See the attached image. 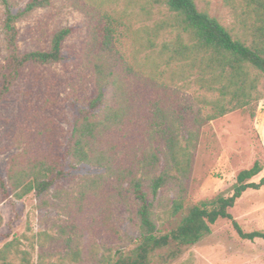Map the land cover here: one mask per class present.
I'll return each mask as SVG.
<instances>
[{
	"label": "trees",
	"instance_id": "trees-1",
	"mask_svg": "<svg viewBox=\"0 0 264 264\" xmlns=\"http://www.w3.org/2000/svg\"><path fill=\"white\" fill-rule=\"evenodd\" d=\"M7 57L0 66V106L25 71L62 64L63 44L73 29H60L47 51L23 52L22 21L53 0H29L14 11L0 0ZM87 17L86 42L72 56L82 91L70 84L73 119L64 140L32 104L23 106L11 141L18 152L0 173V205L33 194L43 200L81 167L100 170L86 176L72 194L74 222L63 229L66 257L79 264H170L200 243L220 220L248 241L264 232H245L231 214L249 190L264 187L261 163L241 171L232 194H220L185 207L202 129L264 98V0H223L231 18L224 25L196 0H70ZM173 192L172 200L163 194ZM126 205L138 236L133 248L104 246L86 260L75 247L82 232H116L111 207ZM169 204V205H168ZM181 215L168 232L162 227ZM3 219L0 215V227ZM22 240L29 244L23 247ZM40 248L43 245L39 244ZM36 243L27 235L0 250V264H36ZM61 252V251H59ZM48 255V254H47ZM40 253L37 264H44Z\"/></svg>",
	"mask_w": 264,
	"mask_h": 264
},
{
	"label": "rangeland",
	"instance_id": "rangeland-1",
	"mask_svg": "<svg viewBox=\"0 0 264 264\" xmlns=\"http://www.w3.org/2000/svg\"><path fill=\"white\" fill-rule=\"evenodd\" d=\"M28 1L10 0L14 11L22 9ZM196 4L199 10L209 12L224 25L230 24L231 18L223 0H196ZM4 16L5 9L0 1V66L7 57L1 33ZM88 26L87 17L73 7L70 0H53L49 7L36 10L19 23V45L23 52L47 51L53 36L60 29L70 27L73 32L63 44L66 60L62 64L25 71L11 95L0 106V173L3 177L6 176L9 159L18 152L11 138L17 129L23 106L26 108L32 104L49 123L56 126V137L64 140L73 119L67 99L70 84L76 83L80 94L82 91V81L76 75L77 62L72 56L78 54L86 42ZM260 90L264 95V79ZM256 162L264 168V98L253 103L249 109L233 111L202 129L184 206L195 205L220 194L231 195L238 174ZM100 174V170L95 168L81 167L41 201L31 194L23 200L12 197L11 202L1 204L0 250L14 238L21 239L27 235L36 243L32 252L36 264L40 253L48 254L44 264H79L66 257L68 249L61 241L64 237L75 238L70 230L69 234L62 236L63 229L74 222V213L68 210V205L74 206L72 194L84 177ZM262 178L264 172L253 181L258 183ZM174 197L173 192L163 194L165 202ZM230 212L245 232H264V187L244 193ZM180 219L181 215L169 218L162 231H170ZM110 223L116 232L81 233L83 237L75 242L81 259L86 260L93 251L101 255L104 246L134 247L130 240H136L138 228L126 205H112ZM22 243L25 249H29L25 240ZM170 264H264V239L253 242L243 240L229 221L220 220L213 226L210 235L185 249Z\"/></svg>",
	"mask_w": 264,
	"mask_h": 264
}]
</instances>
